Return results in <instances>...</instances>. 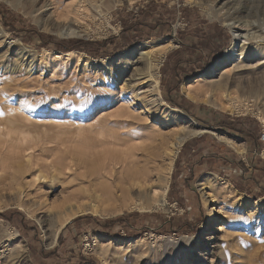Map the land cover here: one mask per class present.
Here are the masks:
<instances>
[{"label":"rangeland","instance_id":"374dc122","mask_svg":"<svg viewBox=\"0 0 264 264\" xmlns=\"http://www.w3.org/2000/svg\"><path fill=\"white\" fill-rule=\"evenodd\" d=\"M53 2L55 0H0V3L19 16V28L32 26L38 32L52 35L57 39L99 41L120 36L121 41L123 36L121 20L128 16L127 21L131 22L134 19L130 15L137 16L140 11L146 13L145 24L159 22L161 25L155 30L146 28L143 33H125L123 37L128 38L126 43L132 39L139 41L112 56L96 58L77 50H71L77 53L64 56L61 51L51 48L36 49L33 43L25 44L22 41L19 33L23 31L15 29L16 25L10 28L0 21V122H5L1 118L5 117L11 107L18 104L21 105V110L28 108L40 111L47 121V130L40 131V139H32L36 135L33 133L30 134L31 138L28 136V142L25 143L28 147H25V144L20 145L21 142L14 135L12 140L0 137V212L6 210L20 212L19 215L15 214V224L0 217V264H77L82 259L91 260L85 264H264V195L254 198L247 192L238 190L234 185L236 182L252 190L264 188L262 172L259 177L260 173L253 168L254 165L264 168L262 156L264 143L259 136V132L264 131L263 112L258 108L248 111L242 108L234 111L215 108L207 102L205 91H209L208 84L217 80L219 76H208L210 82L200 84L192 80L204 74L210 67H214L231 44L232 35L229 28L218 16L223 12L236 20L249 17L264 18V0H203V5L194 0H120L118 3L115 0H105L100 11L84 8L81 12H73L75 14L61 11L62 7ZM150 5L156 9L150 8ZM173 7H194L191 8L194 10L190 11V15H194L190 23L180 18L179 12L175 19H172L168 10ZM206 26L218 35L215 38L210 37L206 33ZM201 30L202 34L206 33V39L209 37L203 46L198 44ZM140 34H143L142 39ZM147 34L148 39H145ZM143 42H152L151 46L164 45L166 48L170 46L163 53H157L152 47L151 54L148 55L158 67L156 71L159 92L164 101V104L159 106L145 92L146 88L143 86H135L136 89H132L129 77L133 67L129 65V68L122 72L123 66L116 58L119 53ZM183 44L193 45L191 50H185L191 54L192 60L196 58L200 62L205 60L213 48L215 53L220 50L222 52L219 58L200 73L184 79L177 78L173 70L178 59L175 55L167 59V55L183 49ZM185 50L183 49V52ZM162 55L163 59L160 57ZM112 58H116L115 61L106 62V66H103V59ZM255 62L256 58H249L242 62L241 66L232 65L225 76L231 78L242 72L241 75H246L245 71L251 67L253 69L259 67L257 64L254 66ZM186 83L192 84V94L195 89L197 91V88H201L196 92L197 99L187 97L184 91ZM166 97L176 102L181 101L192 115L189 116L179 108L172 107ZM127 105L130 107L129 110ZM168 106L183 113L180 122L172 120V116H164L163 111H169ZM119 107L125 115H129L126 120L130 122L129 126L126 123L120 130H132L147 135L146 140L148 143L151 142L149 143L151 145L157 146L162 140L171 139L179 128L187 124L199 125L208 131L189 137L185 141L191 145L188 151L180 153L185 142L178 148L172 162L168 185L169 189L173 182V200L168 199L167 189L165 208L141 210L138 207L133 209L122 206L117 201L108 203L99 206L96 213L87 212L74 216L60 229L54 244H51L46 237V231L48 226L56 221L55 212L61 185L74 188L84 171L78 168L76 152L80 150L79 154L83 155L86 162L84 167L90 174L98 173L101 168L97 159L91 161L83 153L89 151L84 148L83 143L88 141L91 146L95 145L94 134L86 133L79 136L77 147L60 146L64 144L66 146L67 139L75 136L78 119L81 118L87 123L92 118L93 122L103 110L101 118H104V115L106 117L111 115L110 119L114 120L116 116L113 114H116ZM127 111L130 113H126ZM259 112L261 115H258ZM45 118H42L41 124ZM235 120L254 136L250 144L227 129L212 128L218 122L230 124ZM207 124L211 126L208 127ZM34 129L40 130L43 126ZM144 131L145 133H142ZM204 133L207 134L204 141L207 146L198 140ZM59 135L61 141H66L56 147L60 144ZM220 135L229 136L236 142L243 143L242 147H239L242 150L237 151V148L224 139L218 138ZM10 141L13 144H10ZM33 141L38 145L33 144ZM255 143L262 146L258 152L255 150ZM166 153L169 154V151L166 150ZM167 154L164 152V157ZM69 155H72L74 158L72 161L75 162L72 169L59 173L44 168V163L60 161L58 159L65 161ZM29 158L33 163H38V167L32 172L17 173L18 169H24ZM237 162H240V165ZM164 163L168 165L169 160H165ZM35 170H38L36 171L38 175L43 174L48 181L49 179L54 181L56 187L47 192V189L37 183L34 185L31 182V173ZM254 174L255 181L252 179ZM205 177H209L210 181L216 180L218 186H226L234 198L229 202V198L220 192L217 193L215 188L202 187L201 180ZM42 180L43 178L40 181ZM133 213L141 216L136 220L128 218V226L121 227L116 235L105 233L100 227H92L96 224L94 219H111ZM147 214L153 216L148 217ZM80 216L87 219L69 224ZM171 218L177 225L169 222ZM184 223L192 225L193 230L183 233L177 229V226ZM7 233L18 235V240L25 246L23 253H19L14 244L6 240Z\"/></svg>","mask_w":264,"mask_h":264},{"label":"bare ground","instance_id":"6f19581e","mask_svg":"<svg viewBox=\"0 0 264 264\" xmlns=\"http://www.w3.org/2000/svg\"><path fill=\"white\" fill-rule=\"evenodd\" d=\"M115 1L118 3L120 0H115ZM194 2L203 5V0H194ZM53 3L58 4V7L61 6L62 7L61 11L73 13V12H81L84 8L86 9L88 8V10L92 8L94 11H100V9L102 8V4L105 3V0H79L78 2H73L70 0H55V2ZM42 8L43 7H41V9ZM218 17L220 18L221 21L224 22L223 24H226L229 28V31L232 35L231 44L224 51L222 58L216 63L214 67H210L204 74L192 80H194L193 81L194 83L200 84L203 82H210L208 81L207 78L208 76H219L217 80H214L212 83L208 84L209 91H205V93H207V99H208L207 102L211 106L225 110L230 109L233 111L238 108L239 109L242 108L243 110L246 111L251 110L253 108H258L261 109L264 116V18L253 19L249 17L242 20H236L230 18L229 15L227 14H223V12ZM151 43L150 42L140 43L139 45L129 50L119 53L116 58L119 64L123 66L121 70L122 72L126 71V69L129 68V65L133 67V69H131L132 73L130 74L129 77L131 79L129 83H131V85L133 86L132 89L135 86H139V85L143 86L144 88H146L145 92L152 97L153 102H156L157 106H159L164 104V101L160 97V92H159L160 89H159L158 73L156 71L158 67L153 62V59L151 60L148 55L150 51H152V47L155 48L153 50H156L157 53H163L170 46H167V48L164 45L151 46L150 45ZM148 48L150 50H148ZM72 53H77V52L70 51V52H62L61 54L64 56H70ZM160 57L161 59H163L164 56L162 55ZM116 58L103 59L102 60L103 66H106V62H110L113 60L115 61ZM249 58H256V62L254 63V66L255 64L259 65L257 69H253L251 67L247 71L244 70L246 75H241L243 73L242 72L241 74L235 75L231 78L225 76V74L229 71L232 65L234 66L236 64H239V66H241V63ZM135 89L136 88H134L133 90ZM200 89H201L200 87L197 88V91L195 89L194 94H192L193 91L192 84L186 83L184 87V91L187 97H190L193 100L197 99L196 92L200 91ZM139 92L140 91H138V93ZM133 95L136 96L135 94ZM8 106H6V108ZM127 107L129 110L130 107L128 105ZM168 109L169 111L166 110L163 111L164 116L167 117L172 116L171 117L172 120H175L176 122L177 121L180 122L181 119L183 118V113L178 109L169 106ZM121 110L122 109L120 107L116 109V114H113L116 116L114 120L110 119L111 115L109 117H106L104 115V118H101L103 110L101 111V114L98 115V117L95 118V120H93V122L91 121L92 118L89 119L87 123L83 122L81 118L78 119L76 121L77 127L75 128L76 130L74 131V133L76 132V134L75 136L72 137V139H67L68 145L66 144V146L64 144L66 140L61 141L60 140L61 137L59 135L58 142H60V144H58L56 147L64 144V146H60V147L66 148L71 145L77 147L79 145V143L77 142L79 136L82 135L84 136L86 133L94 134L95 145L91 146L90 142L86 141L85 143H83L85 144L84 148H87L89 151L88 150H87L88 152L83 151V153L84 155L87 156L86 158H89V160L91 159V161L97 159L98 166L101 165V168H99L98 173L90 174L89 171L84 167L86 162L83 158V155H80L81 153L79 154L80 150L79 152H76L77 154L76 159H78L77 162L78 168L80 167V169L82 168L84 171L81 175L82 178L78 180L76 179L77 181L74 185V188L71 189L64 185H61V194L58 197L59 202L56 205L57 211L55 212L56 221L55 223L53 222L52 224H50L46 231V237L51 242V244H54L60 229L63 226H65V224L69 220H71L74 216L87 212L96 213L99 206H103L108 203L117 201L122 206H128L133 209L134 207H138L141 210H157V209L165 208L166 205L165 196L169 185V176L171 174L170 171L172 168L171 166L175 158V155L177 153V150L189 137L193 135L197 136L203 133L204 130V128L199 125L182 124L183 126L178 129V132H176L171 139L162 140V142H159L157 146L151 145L149 144L151 142L148 143L146 140L147 135L145 136L141 133H136L132 130H127V131L120 130V128L126 126V123L128 126L130 123L128 120H126V118H128L129 115H125ZM126 113H130V112L127 111ZM258 115H261V112H259ZM48 117L50 118V116ZM42 118L45 117H42L40 111L31 110V109L29 110L28 108H24L21 110L20 104H18L16 107L15 106L11 107L7 111L5 117L1 118L4 119L5 122H0V137H3L5 139L8 138L12 140L13 139L12 135H14V137L21 142L20 145H23L26 142H28V138H29L28 136L32 133L33 135L36 134L35 135L36 137L34 136L32 139H40L39 133H41L42 130H47L46 118L44 119L45 121H43L44 123L41 124ZM72 121L74 122V120ZM262 121L264 123V119ZM51 122L55 123L54 121ZM42 126L43 129L40 130L34 129V127H42ZM138 131H140V128ZM142 133H145V131ZM146 134L148 133L146 132ZM56 136L58 135L56 134ZM31 137L32 135H30V138ZM218 138H221L222 140L224 139L227 143L237 148L238 149L237 151H239L241 149V148L239 149V147H242L243 145V143H238L229 136L220 135ZM35 141L37 142V140ZM11 142L12 141H10V144H13ZM35 143L33 141V144ZM25 147H28V145L25 144ZM42 148H44V146ZM166 150L169 151V154L166 153ZM164 152L165 155L167 154L166 157H164L165 156ZM262 156L264 157V150L262 152ZM67 158L68 159L65 161H62V159H58L60 161H56V162L52 161L48 164L44 163L43 164L44 168L46 167L47 169H49V171L50 169H53V171L55 170L58 171L59 173L63 172L64 170L67 171L69 169H72V167L75 166V162L72 161L74 158H72V155H69V157ZM167 159L169 160L168 165L164 163L165 160ZM30 160L31 158H29L27 164L24 165L25 166L24 169H18L17 173L21 174L24 172H32L34 168L38 167V163H33ZM36 171L38 170H35L33 173H31L32 176L31 182L34 185L35 183H37V185H40L44 189H47V192L48 190H52L56 187L57 184L54 181H51L50 179L48 181L43 174L38 175ZM214 177L215 176H213V178ZM41 178H43V180L45 181L42 180L41 182L40 181ZM201 185L202 187L208 186L209 188L212 189L215 188L217 193L220 192L222 195H225V197H228L229 202L234 198L233 196H231V192L230 190H228L226 186H221V185L218 186L216 180L210 181L209 177H205L204 179H202ZM6 238H7L6 240H8L10 244L11 243L14 244L15 249L18 250L19 253L20 252L23 253L25 246L22 245L20 240H18V235L16 233H7ZM14 255H16V252L14 253Z\"/></svg>","mask_w":264,"mask_h":264},{"label":"trees","instance_id":"16d2710c","mask_svg":"<svg viewBox=\"0 0 264 264\" xmlns=\"http://www.w3.org/2000/svg\"><path fill=\"white\" fill-rule=\"evenodd\" d=\"M150 8H153L154 10L156 9L155 6L153 7V5H150ZM191 8H194V7H190V8H188V7H182V8L173 7V8L168 10V13L172 19H175L176 15L179 12V17L185 19L188 23H190L191 18H193V16H194V15H190V11L194 10ZM146 11H147V9H146ZM145 14L146 13L144 11H140V13L137 16H133V14H131L130 15L131 18L134 19L132 21H135V22H132V21L128 22L127 21L128 16H126V18H124V20H121V24H122L121 33H122V35L124 36L125 33H127V34L128 33H130V34L135 33L136 34L138 32L143 33L146 28H152L153 30H155V29H158L160 27L161 23H159V22L151 24L152 26L149 24H145L144 23L145 22V16H146ZM149 15H152V13H149ZM18 18H19V16L16 13H14L6 5L0 3V21L6 27L11 28V27H14L16 25L15 29H17L18 31H23V32L19 33L21 35L22 41L25 44H32L33 43V45L36 49L51 48V49L61 51V52L77 50V51L85 52L86 54H88L92 57L98 58V57L112 56L115 53H117L123 49L130 48L131 46L136 44V42L139 41L138 39H132L131 41L126 43L128 38L126 39L123 36H122L121 41H120V38H121L120 36L118 38L110 37L108 39H102L99 41H88V40L74 39V38L57 39L56 37H54L52 35L38 32L32 26H27V28L26 27L23 28V26H22L19 28ZM202 32L203 31L201 30V32H200L201 34L199 35L200 40H198V44H200L201 46H203V44L205 42H208V40H209V37L206 39V36H205L206 33H208L209 36L212 38H215L218 35V33L213 32L208 27H207V32L205 33V35L202 34ZM147 36H148V34L145 36V39H148ZM140 38L141 39L143 38V34H140ZM183 45H184L183 46L184 50L185 49L191 50L193 48V45H191V44L190 45L183 44ZM183 49L175 50V51H173L167 55V59L172 55H175L177 57L178 61L176 62L175 66H174L173 72H174L175 77H177V78L181 77L182 79H184L185 77H188V76H194V75L200 73L201 71H203L204 68H206L213 61H215L217 58H219L220 57L219 55L222 52V50H220L219 52L215 53V50L213 48L210 51V54L205 57V60L200 62V60L196 59V58L194 60H192V58L190 56L191 54H189V52L187 53V50H185L183 52ZM166 100L168 101V103L172 107L179 108L180 110L184 111L189 116L192 115L191 113L188 112L187 108L184 107L183 104H181V101L176 102L173 100H169L167 97H166ZM184 101H186V100H184ZM237 123H238V120H235V122L230 123V124H225L224 122H218L217 124H214V127H212V128L227 129L228 132H233L234 134L241 136L247 143L250 144L252 142L251 138L254 136L252 135V133L245 130V127L242 128L241 124H237ZM207 125H208V127L211 126L209 124H207ZM260 134H261V132H259V136H260ZM206 138H207V134L204 133V134L200 135L198 140H200V142L202 141L201 144L207 146L208 144L204 142V141H206L205 140ZM190 146L191 145L188 142H185L182 146L180 153L183 151H188L191 148ZM261 149H262V146L255 143V150L258 152ZM178 158H179V155H178ZM178 158L176 159V162H177ZM237 164L240 165V162H237ZM253 168L256 169V171H258L259 173L262 172V176H264V168L263 167H259V166L254 165ZM260 176H261V173L259 174V177ZM252 179L255 181V174L253 175ZM193 180H194V178L192 179V181ZM172 183H171V186L167 192V197L171 201L173 200V198H172V191H173ZM234 185L238 190L247 192L251 197L259 198V197L264 195V188L259 189V190H252V188H246V187L240 186L236 182H234ZM176 201H178V200H176ZM19 213L20 212L18 210H6L4 212H0V217L6 219L11 224H15V221H14L15 214L19 215ZM138 216L140 217L141 215H139L138 213H133V214H123L121 216L111 218V219H103V220L94 219L96 224L94 223L95 225H93L92 227H94V228L100 227V230H102L103 232L116 235L117 232H119V229L121 227H127L128 226V224H129L128 218H135V220H136V218H138ZM147 216L150 217L153 215L147 214ZM19 219L20 218H18V220ZM82 219H87V217H81V216L76 217L69 224L78 222ZM169 222L172 223L173 225H177L175 220H173V218H171L169 220ZM177 229L183 231V233L188 232V231L191 232L193 230L192 225H190L189 223H187V224L184 223L183 225L180 224L179 226H177ZM90 261L91 260H89V259H82V260H79V262H77V264H85V263L90 262Z\"/></svg>","mask_w":264,"mask_h":264},{"label":"built area","instance_id":"2783aa9c","mask_svg":"<svg viewBox=\"0 0 264 264\" xmlns=\"http://www.w3.org/2000/svg\"><path fill=\"white\" fill-rule=\"evenodd\" d=\"M260 140L264 143V131H262L260 134Z\"/></svg>","mask_w":264,"mask_h":264},{"label":"water","instance_id":"95a60500","mask_svg":"<svg viewBox=\"0 0 264 264\" xmlns=\"http://www.w3.org/2000/svg\"><path fill=\"white\" fill-rule=\"evenodd\" d=\"M208 131L207 129H204L203 132Z\"/></svg>","mask_w":264,"mask_h":264}]
</instances>
